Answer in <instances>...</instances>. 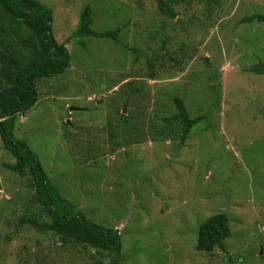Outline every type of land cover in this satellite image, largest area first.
I'll list each match as a JSON object with an SVG mask.
<instances>
[{
  "label": "rangeland",
  "instance_id": "obj_1",
  "mask_svg": "<svg viewBox=\"0 0 264 264\" xmlns=\"http://www.w3.org/2000/svg\"><path fill=\"white\" fill-rule=\"evenodd\" d=\"M40 1L53 10L72 67L42 81L14 136L32 145L60 193L122 235L118 264H264V74L250 70L264 64V24H240L264 14V0H221L213 11L172 0L173 18L161 17L155 0ZM87 6L96 31L126 26L119 39L140 59L109 39L77 43ZM4 54L0 47V80ZM173 97L192 119L205 116L184 142L183 123L166 121L178 112ZM15 162L0 136V264H101L86 246L20 227L41 205L32 171L3 167ZM223 212L232 263L223 250L196 248L200 225Z\"/></svg>",
  "mask_w": 264,
  "mask_h": 264
},
{
  "label": "trees",
  "instance_id": "obj_2",
  "mask_svg": "<svg viewBox=\"0 0 264 264\" xmlns=\"http://www.w3.org/2000/svg\"><path fill=\"white\" fill-rule=\"evenodd\" d=\"M155 1L161 17L173 18L176 16L173 6L177 4L178 0L173 6L170 5L172 0ZM185 1L183 0L182 3ZM200 1L206 5L207 9L213 11L221 0ZM94 21L92 7L87 6L81 14V24L74 35L77 43L86 48L84 38H95L99 39L98 41L109 39L122 49L133 51L136 53L135 58L140 59L142 54L137 48H131L130 45H126L119 39V35L126 26L98 32L93 29ZM253 23L264 24V14L244 17L240 21V24ZM163 43L166 44L167 41ZM0 47L2 51L8 53L2 56L3 61L6 60L8 64L1 71L0 136L5 151L9 152L16 161L14 164H4L3 167L20 176L30 169L33 173L34 184L29 186L36 192V203L41 205V209L35 216L23 214L19 221L20 227L22 224L30 222L38 230V233L47 237L60 238L59 240L64 244L74 243L88 247L93 252V257L97 258L101 264H118L124 257L122 255V235L113 228L90 220L93 213L89 210H81L82 208H78L79 202H71L60 193L47 179V173L32 145L24 139L20 140L14 136V127L19 115L31 111L40 100L39 85L42 81L60 77L72 67V57L66 43H59L54 37L53 10L40 0H0ZM27 50L31 54L25 58ZM159 56V54L155 55L156 58ZM166 57L175 61V58L170 54H167ZM120 62L128 65L125 56ZM101 68L105 69V67ZM250 70L256 74H264V64L255 65ZM109 71L115 72L114 68ZM117 75L118 73L115 74V76ZM151 79H154V73L151 75ZM109 80L114 81L112 76ZM129 94L135 95L136 93L130 92ZM172 101L178 112L170 115L166 121L177 124L178 121H181L183 123L182 141L184 142L192 128L205 119V116L192 119L182 98L173 97ZM55 116L60 122V116ZM122 117L125 120L127 116L122 115ZM177 152L178 150L173 154L176 158H178ZM231 235L229 215L225 212L217 213L201 224L196 248L199 251L206 250L208 252L215 249L223 250L225 255L228 254L226 256L228 262L232 263L231 252L225 244ZM101 252L105 254V257L99 256ZM27 255L32 257L30 249H28ZM106 257L110 259L108 263Z\"/></svg>",
  "mask_w": 264,
  "mask_h": 264
},
{
  "label": "clouds",
  "instance_id": "obj_3",
  "mask_svg": "<svg viewBox=\"0 0 264 264\" xmlns=\"http://www.w3.org/2000/svg\"><path fill=\"white\" fill-rule=\"evenodd\" d=\"M42 95H40V97H41ZM39 102V101H38ZM38 104V103H37ZM70 111H74V110H71V108L69 109ZM28 112H26V114H27ZM26 114H20L19 115V117L21 116V119H23V117L25 118L26 117ZM56 115H59L60 116V120L63 118V113H58V114H56ZM18 117V118H19ZM54 118H56V116L54 117ZM57 119V118H56ZM20 120V119H19ZM58 121V119L56 120V122ZM70 124V120L67 122V124ZM201 226V225H200ZM200 228V227H199ZM204 251H206V250H204ZM208 252V251H207ZM100 256V255H99Z\"/></svg>",
  "mask_w": 264,
  "mask_h": 264
},
{
  "label": "water",
  "instance_id": "obj_4",
  "mask_svg": "<svg viewBox=\"0 0 264 264\" xmlns=\"http://www.w3.org/2000/svg\"><path fill=\"white\" fill-rule=\"evenodd\" d=\"M71 110H74V108H71ZM261 254H262V252H261Z\"/></svg>",
  "mask_w": 264,
  "mask_h": 264
}]
</instances>
